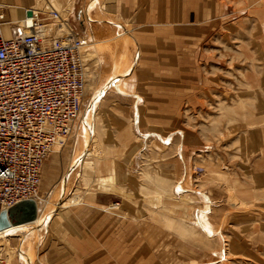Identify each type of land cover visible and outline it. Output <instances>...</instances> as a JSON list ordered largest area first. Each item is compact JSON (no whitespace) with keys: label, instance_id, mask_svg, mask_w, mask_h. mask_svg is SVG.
Returning <instances> with one entry per match:
<instances>
[{"label":"rangeland","instance_id":"1","mask_svg":"<svg viewBox=\"0 0 264 264\" xmlns=\"http://www.w3.org/2000/svg\"><path fill=\"white\" fill-rule=\"evenodd\" d=\"M0 1L8 4L6 0ZM60 3L62 0H36L31 8L44 19L49 17L51 9L61 17L69 18L68 10L63 9ZM229 3L227 14L210 17L206 24L208 31L200 33V36L196 34L191 40L190 33L179 34L177 63L161 64L164 77H168L169 71L176 72L174 98L177 111L161 112V129L153 140L145 141L141 152L144 155H137L136 162L129 164L130 174L112 177V183L123 181L134 190L128 192L108 185L110 179L107 177H104L106 185L101 187L103 179L92 172L91 162L85 165L90 166L91 171L86 168L75 170L76 164L79 165L87 154L89 159L104 156L105 130L101 125L102 116L96 115L100 108L98 102L109 82L106 79L112 78L108 84L111 86L119 74L133 68L139 53L130 39L129 27L127 30L124 28L126 31L115 28L104 23L108 20L105 15H94L90 11L84 17V30L95 25L96 19L111 29L113 35L106 39L98 38L95 45L87 37H82L87 44L83 58L88 67L83 111L71 132L58 138V144L45 161L36 198L41 208L51 210L53 217L72 204L65 202L73 196L83 198L87 195L89 200H94L96 196L103 198L106 192L111 191L117 196L105 210L112 215H121L120 200L123 199L128 206L140 200L137 208L133 207L143 217L147 215L143 221L142 239L145 245H152L148 240L159 234L157 240L161 245L155 250L154 247L143 249L140 256L128 255L126 241L122 249L118 219V222L97 231L92 243L96 251L81 256L78 264H264V175L254 174L255 171H264V0H234V4L230 0ZM18 12V9H13L11 17L17 16ZM69 22L81 36L82 28ZM117 24L124 25L121 22ZM6 28L9 30V25ZM96 50L98 56L94 53ZM104 51L112 55L111 65L101 63ZM115 51L122 53L115 54ZM118 59H122V65ZM135 66L140 70L144 65ZM161 98L169 102L168 96ZM170 98L172 107L173 97ZM89 111L96 120L88 119L91 117ZM133 122L137 125L136 133L143 130L138 127V119L133 117ZM170 132L175 137L172 145H168ZM81 135L86 137L84 142L87 143L79 147ZM132 169H135L134 173ZM73 171L75 173L71 174ZM81 171L82 177H78ZM64 179L66 184L62 185ZM154 187L166 191L160 196L152 192ZM197 193L205 196L208 202L203 203ZM169 195L178 200L177 207L170 211L164 210L161 203L164 196ZM190 209L203 210L208 214L210 223L218 231L216 237L191 225ZM56 219L48 234L44 232L47 229L41 226H29L18 230L15 236L0 235V248L7 264H50L56 256L50 257L46 252L53 251L57 245L63 246L62 242L57 244L56 241V237L61 235ZM57 220L59 222L61 218ZM148 226H153L154 231L151 228L145 231ZM132 234L130 231L129 236ZM154 251L155 254L152 253Z\"/></svg>","mask_w":264,"mask_h":264},{"label":"crops","instance_id":"2","mask_svg":"<svg viewBox=\"0 0 264 264\" xmlns=\"http://www.w3.org/2000/svg\"><path fill=\"white\" fill-rule=\"evenodd\" d=\"M6 1L7 5L0 2L6 9L7 20L18 22L24 18L25 12H28L27 9L31 8L36 0ZM231 1L234 4V0ZM229 2L230 0H62L60 4L63 9L68 10V19L82 28L81 37H87V40L94 42L93 45L96 44L98 38L111 37L113 31L101 25L102 23L96 19L94 20L95 25H89L88 30H84L86 26L84 17L88 16L89 11L91 14L94 12V15H105L108 20H104V23H110L115 28L126 31L129 27L128 32L132 35L130 39L134 41L139 52L135 64L144 65L141 67L144 69L138 70V66L134 64L128 73L124 72L118 77L116 76L117 82L116 84L112 83L111 86L108 84L112 78L106 79L109 82L106 84L101 101L98 102L100 108L96 111L98 117L102 116L101 125L105 130V154L102 158L89 159L88 154L83 156V169L91 171L90 166H85L91 162L92 172L101 179H105L104 177L110 179L107 182L108 185L118 186L122 192L134 191L123 181L112 183V177L130 174L129 164L132 161L136 162L137 155H144L141 152L145 141L153 140L155 135H158V130L161 129V112L176 113L177 111L174 98L176 96V72L169 71L168 77H164L161 64H176L180 48L178 40L181 37L179 34L190 33L189 38L192 40L196 34L200 36V33L208 31L209 26L206 24L210 17L227 14L226 11L231 4ZM49 4L48 2L50 8ZM13 9L19 11L14 18L11 17ZM53 10L51 9V11ZM77 17H80V20H77ZM116 21L124 23L125 27L121 24L119 26ZM94 53L98 56L97 50ZM121 53L122 51H115V54ZM101 55H103L102 64L111 65L113 63L110 53L104 51ZM114 57L120 58L119 55H114ZM122 62V59L121 61L118 59L120 65ZM162 81H165L164 84ZM165 96H168L169 102L161 98ZM170 97H173L172 107ZM133 117L139 120L138 127L143 128V130H139V133L135 132L137 125L133 122ZM174 140L175 137L170 132L168 145H172ZM181 152L183 154V151ZM132 172L134 173L135 169H132ZM82 173L83 171L79 172V177L82 176ZM254 174L256 176L264 175V171H255ZM115 196L117 195L111 191L106 192L103 198L96 196L94 200H89L87 195H84L83 198H80L81 200L79 199L80 201L72 203L53 217L52 222L55 217L61 218L60 223L56 219V225H59L61 229V235L56 237V241L57 244L58 241L62 242L63 246L57 245L53 251L46 252L50 257L56 256L51 259L50 264H78L81 256L91 255L96 251V247L92 243L97 231L103 229L107 224L118 222V219L121 224L122 249L125 248L126 241L128 255L140 256L143 249L150 250L151 247H154L155 250L156 247H160L161 243H158L157 240L160 237L159 234L150 239L143 236L144 239H149L148 241H151L152 245H145L142 239L143 221L147 215L143 217L134 208H137L136 204H139L140 200H137V203L133 201L130 206L123 199L120 200L121 215H112L105 210L114 203ZM209 198L212 199L210 196ZM128 207L133 210H129ZM148 228L154 231L153 226L145 227V231ZM158 230L160 231V229ZM130 231H133L132 236H129ZM44 232L48 234L49 227ZM152 253L155 254V251Z\"/></svg>","mask_w":264,"mask_h":264},{"label":"built area","instance_id":"3","mask_svg":"<svg viewBox=\"0 0 264 264\" xmlns=\"http://www.w3.org/2000/svg\"><path fill=\"white\" fill-rule=\"evenodd\" d=\"M28 17L6 21L0 2V210L36 198L44 163L87 96L86 40L57 11Z\"/></svg>","mask_w":264,"mask_h":264},{"label":"bare ground","instance_id":"4","mask_svg":"<svg viewBox=\"0 0 264 264\" xmlns=\"http://www.w3.org/2000/svg\"><path fill=\"white\" fill-rule=\"evenodd\" d=\"M7 2V1H6ZM36 2V1H35ZM34 2V3H35ZM69 4V3H68ZM4 7V6H3ZM28 11L29 10H31L32 12H33V15H37V16H39L40 17V15L36 12V10H34V8H29V9H27ZM67 12V11H66ZM26 13V12H25ZM63 14H65V13H63ZM66 15H64V17H65ZM31 16H29L28 18H30ZM24 19H21V20H19L18 22H22ZM89 45V44H88ZM91 53H93L92 51H91ZM92 55V54H91ZM97 61V60H96ZM132 67H133V65H132ZM126 72L128 73L129 72V69L128 70H126ZM116 80H115V83L114 84H116ZM103 85L105 86V84L103 83ZM102 85V91H103V86ZM101 89L98 91V92H100L101 91ZM94 107V106H93ZM91 109H93V108H91ZM91 111V110H90ZM89 111V116H91L90 114H92V112H90ZM85 116V115H84ZM88 116V117H89ZM88 119H95L93 116H91L90 118H88ZM96 120V119H95ZM88 123V122H87ZM86 124V123H85ZM92 124V123H91ZM85 128V127H84ZM87 130V129H86ZM89 130V129H88ZM88 130L86 131V132H88ZM102 131V130H101ZM88 135V134H87ZM90 136V135H89ZM84 137V136H83ZM82 137V135L81 136H79V139H78V144L77 145H79V147H80V145L82 146V144L84 143H87V142H84L85 140V138L86 137H84L83 138ZM134 138V137H133ZM138 139V138H137ZM140 139V138H139ZM88 140V138L86 139V141ZM92 140H94V139H92ZM97 140V139H96ZM127 140V139H126ZM130 140V139H129ZM172 144V143H171ZM96 145V144H95ZM98 146V145H97ZM96 147V146H95ZM95 147H94V149H95ZM154 148V147H153ZM177 148H178V146H177ZM95 151V150H94ZM109 151V150H108ZM114 151V150H113ZM116 151V150H115ZM80 152H82V150L80 151ZM159 152V151H158ZM85 153V152H84ZM105 153V152H104ZM107 153V152H106ZM113 153H116V152H113ZM146 153V152H145ZM176 153V152H175ZM180 156V155H179ZM173 158V157H172ZM181 158H182V156H181ZM143 160H145V159H143ZM147 160V159H146ZM78 163V162H77ZM76 164V163H75ZM149 164V163H148ZM181 164H182V162H181ZM74 166V165H73ZM76 169L75 170H77V169H82V160H81V162H79V165H77L76 164ZM72 168V167H71ZM143 168V167H142ZM150 168V167H149ZM74 170V171H75ZM154 170V169H153ZM72 172L71 174H73V173H75V172ZM143 171V170H142ZM161 171V170H160ZM149 173V172H148ZM147 173V174H148ZM70 174V175H71ZM140 174H141V172H140ZM143 174V173H142ZM69 175V174H68ZM170 175V174H169ZM173 174L171 173V176H172ZM79 177V176H78ZM80 177H82V176H80ZM145 177V176H144ZM150 177V176H149ZM153 177V176H152ZM173 177V176H172ZM85 178V177H84ZM76 179V178H75ZM82 179V178H81ZM102 180V179H101ZM147 180V179H146ZM149 180V179H148ZM175 180V179H174ZM82 181H84V180H82ZM85 181H87V179L85 180ZM176 181V180H175ZM66 179H64L63 181H62V185H65L66 183ZM87 182H89V180L87 181ZM91 182H92V180H91ZM90 182V183H91ZM84 183V182H83ZM96 183V182H95ZM91 185V184H90ZM106 185V181L103 179V181H101L100 182V186L102 187V186H105ZM144 185H145V183H144ZM141 186V185H140ZM149 186V188H150V185H148ZM65 187V186H64ZM81 186H79V188H80ZM96 187V186H95ZM139 188V187H138ZM145 188V187H144ZM176 188V187H175ZM63 189H65V188H63ZM62 189V190H63ZM143 189V188H142ZM145 190V189H144ZM88 191V190H87ZM150 192H151V190H149ZM148 191V192H149ZM166 191V190H165ZM165 191H163V189L161 188V187H154L153 188V191L152 192H155L156 194H158V195H160V196H162V193H164ZM82 192V191H81ZM152 192H151V194H152ZM155 193H153V194H155ZM81 194V193H80ZM150 194V193H149ZM196 194V193H195ZM198 194V193H197ZM72 195V194H71ZM178 195H181V194H178ZM200 197H201V199H202V201H203V203H206V202H208V201H206L207 199H206V197L205 196H203L202 194L200 195V194H198ZM62 196V195H61ZM150 196V195H149ZM152 196H154V195H152ZM70 197V196H69ZM175 197H178V196H175ZM81 197H78V196H73V197H71L68 201H66L65 202V204H68V203H74L76 200H78V199H80ZM146 198V197H145ZM35 202H36V205H37V210H38V214H37V218L34 220V221H32V222H27V223H24V224H19V225H15V224H12L10 227H8V228H6V229H3V230H1L0 231V235H10V236H15L16 235V232H18V230H21V229H24V228H26V227H29V226H36V227H38L39 228V226H41V228H44V229H47L48 227L50 228L51 226H50V224H51V222H52V219H53V216H52V212H51V210L50 211H48V209L45 211V209H43V208H41V206H40V201L38 200V198H35ZM81 200V199H80ZM79 200V201H80ZM77 203V202H76ZM161 203H162V206H163V209L164 210H171V209H173V208H176L177 207V203H178V200H176L175 198H173V196H168V197H165L164 196V199L163 200H161ZM185 203V202H184ZM188 203V202H187ZM75 204V203H74ZM56 205V204H55ZM68 205H70V204H68ZM161 205V204H160ZM193 208V207H192ZM56 212V211H55ZM185 214V213H184ZM187 216V215H186ZM189 216H191V217H193V220H190L191 222V225H193V227L194 226H196V227H198V228H200V229H202L205 233H207L208 235L209 234H212L213 235V237H216L217 236V230L212 226V224L210 223V221H209V218H208V214L205 212V211H203V210H195V209H193V210H191L190 209V213H189ZM168 217V216H167ZM195 224V225H194ZM26 230V229H25ZM197 230V229H196ZM30 231V230H29ZM199 231V230H198ZM195 232V231H194ZM197 232V231H196ZM216 234V235H215ZM33 236V235H32ZM220 236V235H219ZM5 237V236H4ZM21 237V236H20ZM24 237V236H23ZM212 237V236H211ZM221 237V236H220ZM13 238V237H12ZM213 239V238H212ZM22 240V239H21ZM5 241V240H4ZM24 244V243H23ZM22 244V245H23ZM4 245V244H3ZM220 254V253H219ZM223 254V253H222ZM221 254V255H222ZM215 255H217L216 253H215ZM219 257V256H218Z\"/></svg>","mask_w":264,"mask_h":264},{"label":"water","instance_id":"5","mask_svg":"<svg viewBox=\"0 0 264 264\" xmlns=\"http://www.w3.org/2000/svg\"><path fill=\"white\" fill-rule=\"evenodd\" d=\"M33 12L29 10L28 16ZM38 210L34 199L25 200L9 210L0 211V231L11 226L32 222L37 218Z\"/></svg>","mask_w":264,"mask_h":264}]
</instances>
